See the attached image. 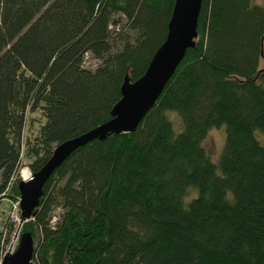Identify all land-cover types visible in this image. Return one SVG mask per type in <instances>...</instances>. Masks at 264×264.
Listing matches in <instances>:
<instances>
[{"label": "trees", "instance_id": "obj_1", "mask_svg": "<svg viewBox=\"0 0 264 264\" xmlns=\"http://www.w3.org/2000/svg\"><path fill=\"white\" fill-rule=\"evenodd\" d=\"M174 2L0 0V259L21 171L111 119L124 78H140L164 42ZM197 32L133 133L91 141L46 181L20 231L34 264H264V7L202 0ZM221 126L215 163L203 140Z\"/></svg>", "mask_w": 264, "mask_h": 264}, {"label": "water", "instance_id": "obj_2", "mask_svg": "<svg viewBox=\"0 0 264 264\" xmlns=\"http://www.w3.org/2000/svg\"><path fill=\"white\" fill-rule=\"evenodd\" d=\"M202 0H175L168 22L167 35L144 74L135 81L129 76L121 85V98L111 110V119L79 136L65 140L53 149L43 167L18 183L20 216L17 234L24 223L36 215L43 187L54 171L76 150L93 140L104 141L109 135L133 133L154 106L165 85L173 76L189 48L195 47ZM263 40L260 55L264 58ZM34 239L30 232H20L15 250L8 249L0 264H34Z\"/></svg>", "mask_w": 264, "mask_h": 264}, {"label": "rangeland", "instance_id": "obj_3", "mask_svg": "<svg viewBox=\"0 0 264 264\" xmlns=\"http://www.w3.org/2000/svg\"><path fill=\"white\" fill-rule=\"evenodd\" d=\"M253 4L260 5L264 7V0H252ZM122 25L125 24V20L121 18ZM263 52H264V40H263ZM115 49V48H114ZM93 61V60H92ZM89 61L87 64L88 67H94L95 63ZM259 68L264 69V58L261 57L259 61ZM170 119L173 123L175 130H180L182 127L181 120L177 114L171 113ZM225 142V127L221 126L219 128H212L210 129L204 140L203 146L208 153V156L212 162H218V156L222 151ZM29 171L27 167H24ZM23 171V170H22ZM21 171V172H22ZM30 172V171H29ZM31 173V172H30ZM21 177V176H20ZM19 199L11 200V198L4 199V215H7L9 221L13 225V231L10 233L8 240L5 242L4 251L11 249V251L15 250L18 244V238L20 232L17 234L18 223H19V216H20V207L18 205ZM61 213V209L59 206H55L52 210V219L51 222H54ZM21 231V230H20Z\"/></svg>", "mask_w": 264, "mask_h": 264}, {"label": "bare ground", "instance_id": "obj_4", "mask_svg": "<svg viewBox=\"0 0 264 264\" xmlns=\"http://www.w3.org/2000/svg\"><path fill=\"white\" fill-rule=\"evenodd\" d=\"M21 176H22L23 179L26 180V179L29 178L30 173H29V171L27 169H23V171L21 172Z\"/></svg>", "mask_w": 264, "mask_h": 264}, {"label": "built area", "instance_id": "obj_5", "mask_svg": "<svg viewBox=\"0 0 264 264\" xmlns=\"http://www.w3.org/2000/svg\"><path fill=\"white\" fill-rule=\"evenodd\" d=\"M91 55L90 54H86V56H85V60H84V65L86 66V68H88V63H89V61H90V59H91V57H90ZM18 205H19V201H18ZM7 251V250H6ZM5 252V251H4ZM3 252V253H4ZM3 255V254H2ZM2 257V256H1Z\"/></svg>", "mask_w": 264, "mask_h": 264}, {"label": "clouds", "instance_id": "obj_6", "mask_svg": "<svg viewBox=\"0 0 264 264\" xmlns=\"http://www.w3.org/2000/svg\"><path fill=\"white\" fill-rule=\"evenodd\" d=\"M21 176V175H20Z\"/></svg>", "mask_w": 264, "mask_h": 264}]
</instances>
